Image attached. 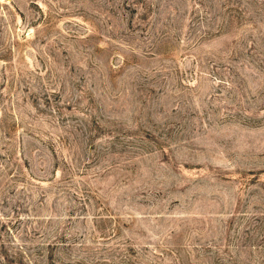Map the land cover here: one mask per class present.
<instances>
[{
	"label": "rangeland",
	"instance_id": "obj_1",
	"mask_svg": "<svg viewBox=\"0 0 264 264\" xmlns=\"http://www.w3.org/2000/svg\"><path fill=\"white\" fill-rule=\"evenodd\" d=\"M0 264H264V0H0Z\"/></svg>",
	"mask_w": 264,
	"mask_h": 264
}]
</instances>
